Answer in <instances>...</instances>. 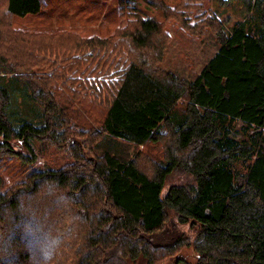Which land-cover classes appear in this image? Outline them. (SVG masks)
Segmentation results:
<instances>
[{"label":"trees","instance_id":"16d2710c","mask_svg":"<svg viewBox=\"0 0 264 264\" xmlns=\"http://www.w3.org/2000/svg\"><path fill=\"white\" fill-rule=\"evenodd\" d=\"M49 1L0 0V76L42 112L15 121L0 85V158L25 165L0 176V264H264V0H239L231 28L211 7L223 0H116L108 34L79 30L75 14L70 26L17 23ZM172 26L219 44L192 80L161 66ZM82 48L97 51L85 69L42 56ZM103 48L128 52L108 104L66 77L103 68ZM105 135L139 147L99 153ZM30 138L73 161L39 168Z\"/></svg>","mask_w":264,"mask_h":264},{"label":"rangeland","instance_id":"374dc122","mask_svg":"<svg viewBox=\"0 0 264 264\" xmlns=\"http://www.w3.org/2000/svg\"><path fill=\"white\" fill-rule=\"evenodd\" d=\"M80 1L77 3V0H51L48 2L46 9L36 14H28L21 19H16V21L21 25L30 26H42L43 24L50 23L56 25L62 23L64 26H70L72 24L70 15L75 14L73 18L79 30H84L88 33L92 31L99 34H108L113 31L116 21L114 14L112 16V9L116 0ZM211 7L226 19V26L229 28H231L234 21H241L245 16V10L239 0H228L225 4L221 5L212 2ZM145 8L149 11L160 13L154 7ZM57 18L62 21L60 24L57 22ZM168 34L170 41L163 50L161 64L169 71H174L177 77L182 79L192 80L219 47L218 42L209 31L205 32L201 37L195 38L187 35L178 27L172 26ZM96 52L87 48H82L78 51L74 50L72 53L54 50L42 54V56L46 60L53 62L55 64L54 68L72 63L74 62L72 57L79 56L81 60H86V63L82 64V68L85 69L89 66L91 60L88 53L94 58ZM99 56L98 58H103L100 63V67L103 68L91 72L93 70L92 66L85 75L75 73L73 70L66 77H72V80L68 83L75 90L82 89L79 86V83H81L82 87L88 90V95L91 98L97 99L102 104H108L115 95L116 87L120 83L121 74L118 72L126 61V58H128V52L124 48L116 50L103 48ZM49 72H51V69ZM74 78H77L78 82L73 83ZM134 81L138 82V84L142 83L140 80L138 81V78L134 77L132 78L133 86L136 85ZM12 84L13 81H10L9 76H0V85L8 86L12 91L11 104L8 108L11 118L15 121L24 119L37 122L40 120L42 113L40 107L30 99L26 90ZM130 90L132 91V88ZM29 144L37 153L34 165L41 169L59 168L73 161L65 148H58L47 140L42 141L30 138ZM138 147V145L129 139L110 138L105 135L96 144L95 149L99 153L110 151L121 158L129 159ZM17 149L23 152L27 151L26 147L23 146L17 147ZM24 166V164L15 158H0V176L9 183L21 175L20 173ZM183 253L188 254L190 251L185 250Z\"/></svg>","mask_w":264,"mask_h":264},{"label":"crops","instance_id":"0c3cea01","mask_svg":"<svg viewBox=\"0 0 264 264\" xmlns=\"http://www.w3.org/2000/svg\"><path fill=\"white\" fill-rule=\"evenodd\" d=\"M218 50V49H217ZM216 50V51H217ZM161 66H162V64H161ZM163 67V66H162ZM164 69H166V70H168L167 68H165V67H163ZM169 71V70H168ZM170 72H172L173 74H175L176 75V73L174 72V71H170ZM131 73L133 74V75H135V76H138V77H141L142 78V76L136 71V70H132L131 71ZM177 76V75H176ZM142 80V79H141ZM132 142H135L134 140H131Z\"/></svg>","mask_w":264,"mask_h":264},{"label":"water","instance_id":"95a60500","mask_svg":"<svg viewBox=\"0 0 264 264\" xmlns=\"http://www.w3.org/2000/svg\"><path fill=\"white\" fill-rule=\"evenodd\" d=\"M223 1H228V0H223Z\"/></svg>","mask_w":264,"mask_h":264}]
</instances>
